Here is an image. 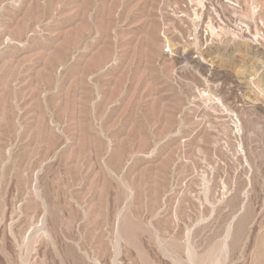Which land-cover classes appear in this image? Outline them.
Wrapping results in <instances>:
<instances>
[{
  "label": "rangeland",
  "instance_id": "rangeland-1",
  "mask_svg": "<svg viewBox=\"0 0 264 264\" xmlns=\"http://www.w3.org/2000/svg\"><path fill=\"white\" fill-rule=\"evenodd\" d=\"M0 264H264V0H0Z\"/></svg>",
  "mask_w": 264,
  "mask_h": 264
}]
</instances>
